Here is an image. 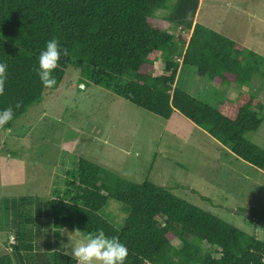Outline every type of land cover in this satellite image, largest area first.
<instances>
[{
    "label": "trees",
    "instance_id": "16d2710c",
    "mask_svg": "<svg viewBox=\"0 0 264 264\" xmlns=\"http://www.w3.org/2000/svg\"><path fill=\"white\" fill-rule=\"evenodd\" d=\"M168 1L0 0V62L8 65L0 110L21 105L0 129H10L46 92L57 90L71 68L77 82L87 79L86 86H100L158 117L180 113L264 171V143L259 146L247 137L262 123L264 102L240 92L235 100L224 98L211 106L177 84L181 68L190 66L218 85H247L254 76L264 79V56L195 21L200 0H175L155 25L153 12L167 9ZM165 21L177 31L171 33ZM53 37L69 55L61 58L53 73L56 84L49 88L41 84L36 69L40 51ZM158 58L162 70L153 75ZM51 190L45 203L31 195L2 197L13 243L0 254V264H76L62 246L43 249L33 241L47 230L42 214L50 218L48 229L57 238L64 237L63 229L76 228L82 236L102 228L109 237H118L128 248L125 264H264V210L241 212L250 224L254 222L245 213L259 219L255 222L263 228L260 237L160 184L128 180L80 156L65 172L62 185ZM110 199L124 212L120 221L103 213ZM32 203L35 215L42 217L28 213Z\"/></svg>",
    "mask_w": 264,
    "mask_h": 264
},
{
    "label": "rangeland",
    "instance_id": "374dc122",
    "mask_svg": "<svg viewBox=\"0 0 264 264\" xmlns=\"http://www.w3.org/2000/svg\"><path fill=\"white\" fill-rule=\"evenodd\" d=\"M174 1L167 2V9L153 12L155 25L163 21ZM195 21L264 56V0H200ZM166 23L171 33L177 31ZM162 63L156 59L153 75L161 72ZM70 72L67 69L62 85L46 92L10 129H0V254L11 250L13 243L2 197L31 195L48 202L51 189L62 185V177L79 156L128 180L160 184L248 233L263 235L262 226L254 220L248 223L241 213L251 207L256 212L264 210L263 170L237 157L180 113L174 112L168 119L158 117L100 86H86L87 79L77 82V74ZM177 84L211 106L224 98L235 100L240 92L264 102V79L259 76L247 85L221 86L198 76L194 67L183 66ZM259 116L262 123L247 137L262 146L264 112ZM32 204L27 206L28 213L35 215ZM103 213L116 221L124 216L120 204L112 199ZM42 216L47 230L33 241L43 249L62 246L65 252L71 242L81 238L70 229L62 230L64 237L53 236L48 229L50 218ZM22 226L33 229L24 222ZM173 244L179 241L174 239Z\"/></svg>",
    "mask_w": 264,
    "mask_h": 264
},
{
    "label": "clouds",
    "instance_id": "9594fccd",
    "mask_svg": "<svg viewBox=\"0 0 264 264\" xmlns=\"http://www.w3.org/2000/svg\"><path fill=\"white\" fill-rule=\"evenodd\" d=\"M69 50L63 47L58 38L53 37L47 40L44 49L38 55V68L36 75L44 87H53L56 84L54 71L58 68L62 57H67ZM8 79V65L0 62V96L5 93V86ZM20 103L10 105L0 110V127L13 119L15 110ZM81 231L76 228L74 234L80 236ZM128 248L118 237H109L102 228L95 232H88L80 239L70 243L64 255L70 256L76 264H125L128 257Z\"/></svg>",
    "mask_w": 264,
    "mask_h": 264
},
{
    "label": "water",
    "instance_id": "95a60500",
    "mask_svg": "<svg viewBox=\"0 0 264 264\" xmlns=\"http://www.w3.org/2000/svg\"><path fill=\"white\" fill-rule=\"evenodd\" d=\"M248 217L253 221H258L259 219L258 218H253V217H251L249 214H248Z\"/></svg>",
    "mask_w": 264,
    "mask_h": 264
},
{
    "label": "crops",
    "instance_id": "0c3cea01",
    "mask_svg": "<svg viewBox=\"0 0 264 264\" xmlns=\"http://www.w3.org/2000/svg\"><path fill=\"white\" fill-rule=\"evenodd\" d=\"M199 9V8H198ZM198 11V10H197ZM203 24V23H202ZM205 25V24H204Z\"/></svg>",
    "mask_w": 264,
    "mask_h": 264
}]
</instances>
